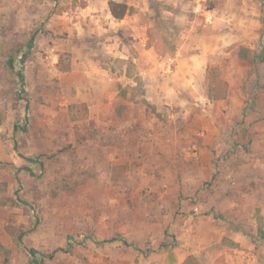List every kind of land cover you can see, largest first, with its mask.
<instances>
[{
	"label": "rangeland",
	"instance_id": "1",
	"mask_svg": "<svg viewBox=\"0 0 264 264\" xmlns=\"http://www.w3.org/2000/svg\"><path fill=\"white\" fill-rule=\"evenodd\" d=\"M110 1L0 0V264H264V210L206 209L238 158L264 161V0H119L121 20Z\"/></svg>",
	"mask_w": 264,
	"mask_h": 264
},
{
	"label": "crops",
	"instance_id": "2",
	"mask_svg": "<svg viewBox=\"0 0 264 264\" xmlns=\"http://www.w3.org/2000/svg\"><path fill=\"white\" fill-rule=\"evenodd\" d=\"M111 1L118 2L119 0H111ZM214 10H218V9L215 8ZM221 47H224V45L222 44ZM229 92H230V87H229ZM229 92H228V95H229ZM262 113H264V109ZM256 150L257 149L255 148L254 151ZM236 161L232 159H229L227 161V164L232 165V163L234 162H236L237 164V166L234 168V170H232V172L227 171V174L225 175V178L227 180L230 179L229 182H226L227 186L226 185L220 186V187L216 185L213 186L214 188L212 190L214 192L212 194L214 195L219 194L221 196H224L221 198L222 202L217 203V199L214 198V202H212L209 206H206V209L208 210L213 209L214 211L220 209L221 211H224V210L230 209L229 207H233L235 205L236 207L240 209V211H254L256 208L264 210V208H261L260 204H258L260 201L257 199V198H260L261 196V189L259 188V184L261 183V179H262L260 175V171H262L263 169L262 162H264L262 160V157L254 153L253 156L250 158L240 157ZM223 176L224 175L220 174L219 178L220 177L222 178ZM225 195L239 196L238 198L240 199L239 203L237 204L229 203V206H227L226 203H223V201H225V199L228 198V197H225ZM242 198L248 199L250 203L245 204L244 200L242 201ZM194 211L195 212L198 211V207L195 206ZM167 219L168 218H165V221H167ZM211 219L213 221L215 219L212 214H211ZM211 233H212L211 238L214 242L219 241V239L223 237V234H220L219 231H217L216 229L212 230ZM226 235H228L231 239H234L235 241L244 242L243 240L244 236L241 231L239 233H235V235L234 233H232L231 236L230 234H228V232H226ZM243 255L247 256L248 254H243Z\"/></svg>",
	"mask_w": 264,
	"mask_h": 264
},
{
	"label": "trees",
	"instance_id": "3",
	"mask_svg": "<svg viewBox=\"0 0 264 264\" xmlns=\"http://www.w3.org/2000/svg\"><path fill=\"white\" fill-rule=\"evenodd\" d=\"M108 5H109V10H110L112 17L116 20H121L122 17L124 16L125 12H126L127 7L125 5H122V4L113 2V1L108 2ZM63 56L68 59L70 57V54L61 55L60 60H59V64H61ZM22 61H23V59H22ZM59 64H58V70L59 71H61V72L69 71V64L64 65V66H61V65L59 66ZM8 65H9V68L11 69V71H14V65H13V59L12 58H10L8 60ZM16 76H17L19 83H20V91H19L20 95H19V97H22L21 95L25 93V79H24V76L22 74V71L17 72ZM228 92H229V85L223 79L219 67L217 65H208L206 67V89H205L206 99L209 102L223 101L227 98ZM26 110H28V106H26ZM87 113H88L87 112V106L85 103L72 104V105L68 106V116H69V119L73 122L81 121L82 119H84L87 116ZM1 124H2V116L0 113V126H1ZM18 155L21 158H23L29 162H34V163L39 162V160L37 158H32V157L28 158L21 153H18ZM12 167L14 169V173H16V174L20 170H24L28 174L31 175V170H29L28 168H15L13 165H12ZM15 179L18 181L17 175H15ZM19 201L23 205L29 206V204L24 202L23 200L19 199ZM18 240H19L20 245H22L20 236H19ZM24 249L26 250L28 256L32 259L33 264H40L39 260L35 258L37 255L35 250L26 249V248H24ZM182 264H200V263L195 258V256L189 255L182 262Z\"/></svg>",
	"mask_w": 264,
	"mask_h": 264
}]
</instances>
